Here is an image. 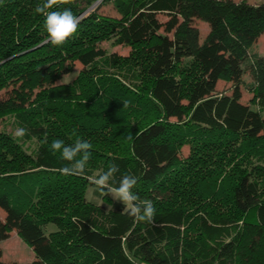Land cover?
Masks as SVG:
<instances>
[{"label": "trees", "instance_id": "trees-1", "mask_svg": "<svg viewBox=\"0 0 264 264\" xmlns=\"http://www.w3.org/2000/svg\"><path fill=\"white\" fill-rule=\"evenodd\" d=\"M44 2L0 0V118L27 129L0 132V243L15 229L31 264H264V56L250 54L264 3L71 0L49 10L78 19L54 46L35 12ZM194 21L208 26L203 40ZM106 41L129 57L104 51ZM75 63L74 80L57 84ZM239 67L251 78L247 104L239 86L215 93ZM77 136L93 145L87 174L62 175L69 162L51 142ZM111 164L117 181L137 177L152 223L100 194L91 177ZM91 187L108 209L85 199Z\"/></svg>", "mask_w": 264, "mask_h": 264}, {"label": "clouds", "instance_id": "clouds-1", "mask_svg": "<svg viewBox=\"0 0 264 264\" xmlns=\"http://www.w3.org/2000/svg\"><path fill=\"white\" fill-rule=\"evenodd\" d=\"M69 3L71 0H45L42 5L35 8L36 13L45 16V28L48 36L46 43L50 42L54 46H61L76 33L78 19L70 9L49 11ZM16 134L23 137L27 134V129L18 128ZM73 135H76L75 130H73ZM50 147L53 153H60V158L69 162L68 165L59 169L62 175L85 176L87 174V164L91 159L93 147L89 141L77 136L73 145H65L63 140L54 139ZM118 172V165L111 164L107 171L96 173L91 179L101 195L111 196L112 199L122 203L128 215L135 221L152 223L156 213L153 202L149 199H141L132 191L137 184V177L128 173L123 174L117 181L116 173ZM117 184L118 186H116Z\"/></svg>", "mask_w": 264, "mask_h": 264}, {"label": "rangeland", "instance_id": "rangeland-1", "mask_svg": "<svg viewBox=\"0 0 264 264\" xmlns=\"http://www.w3.org/2000/svg\"><path fill=\"white\" fill-rule=\"evenodd\" d=\"M232 1L235 3H240L244 1L250 5H258L264 3V0H232ZM99 13L110 16L114 15L113 12L111 11L110 6L102 7L99 10ZM158 20L161 23H165L167 21V19L163 16H159ZM194 26L199 30L200 39L203 40L208 33V26L200 21H194ZM100 47L107 53H115L123 58H128L130 55L129 48L114 46L111 41H106L101 43ZM250 54L264 56V35H262L255 41V43L251 48ZM242 69L240 67L236 69L235 76L232 78L231 82L228 83L227 81L224 80L217 82L215 86V93L230 95L234 87L239 86L241 92L240 102L242 104H247L251 99V93L247 91V86L250 85L251 78L249 74ZM81 70L82 67L78 63H75L72 73L69 75L62 76V78L57 82V84H65L71 82L72 80H74L76 75ZM8 92L9 90L2 91L0 93V100L5 99L8 96ZM16 131L17 130L13 128V126H11L10 122L5 117L0 118V132L10 133L16 136L17 135ZM190 154H191V147L188 145L182 146L180 149L179 158L180 160H185L189 158ZM94 190L96 189L92 187L89 188L88 191L86 192L85 199L87 201H91L96 204H99L105 209H108V205L103 202V199L95 197ZM112 200L114 202H118L114 199ZM5 218H6V212L3 210V208L0 207V221H4ZM0 253H1V261L5 264H31L34 261V255L32 253V250L17 236L15 229L10 233L9 238L6 241L0 243Z\"/></svg>", "mask_w": 264, "mask_h": 264}]
</instances>
